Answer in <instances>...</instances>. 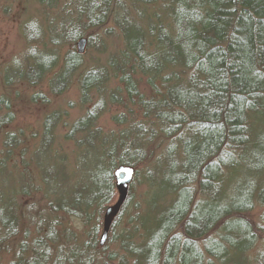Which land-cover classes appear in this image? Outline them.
Listing matches in <instances>:
<instances>
[{"label": "trees", "instance_id": "trees-1", "mask_svg": "<svg viewBox=\"0 0 264 264\" xmlns=\"http://www.w3.org/2000/svg\"><path fill=\"white\" fill-rule=\"evenodd\" d=\"M47 1L51 7L53 2L38 0L41 5ZM82 1L91 10L86 11L78 2L77 21L81 23L84 18L87 24H103L114 17L125 49L113 59L119 62L117 68L110 62L109 72L82 75L81 102L88 104V97L101 93L112 76L123 86L127 100L136 103L142 121L129 123L117 134L105 135L97 127L105 110L103 102L87 110L64 136L66 140L78 137L74 184L64 191L65 178L55 181L51 173L65 164L64 159L50 152L60 117L51 114L43 123L35 155L42 180L49 186L44 185L45 192L49 197L56 192L53 204L57 209L91 227L90 246L86 244L77 252L87 248L95 251L103 229L101 219L118 198L115 171L121 166L145 164V147H150L147 126L152 123L163 140L175 141L179 151L174 159L175 148L169 146L166 155L154 164L155 170L162 164L166 170L158 179H148L152 194L149 204L154 208L161 203L162 209L154 218L145 215L137 225L143 231V241L129 250L132 264H264V255L263 263L247 260L260 236L244 217L256 206L264 209V0H163L160 3L170 13L167 25L159 23L156 30L148 25L146 31L123 17L124 5L121 14L109 11L114 0ZM158 1L119 0V4L146 10ZM70 30L72 42L85 36L76 27ZM79 59L76 53L63 57L50 81L55 95L71 82L80 68ZM57 64L55 60L46 68L40 63L18 66L10 78L4 75L5 84L26 81L36 85ZM136 75L146 80L148 96L139 91ZM14 120L8 99L0 96L4 152L0 175H5L21 142L22 133L9 130ZM114 121L125 122L122 117ZM10 178L4 176L0 183L1 244L15 237L17 222L11 213L15 201L31 193L32 184L26 181L24 170L14 185ZM10 181L12 184H7ZM130 189L131 185L113 226L132 199ZM261 220L264 224V211ZM132 232L126 231V239H134L136 229ZM55 237L49 229V238ZM128 240L123 241L133 244ZM32 242V247L40 250L39 256L44 257L41 249L45 237ZM79 253H75L76 257Z\"/></svg>", "mask_w": 264, "mask_h": 264}, {"label": "rangeland", "instance_id": "rangeland-1", "mask_svg": "<svg viewBox=\"0 0 264 264\" xmlns=\"http://www.w3.org/2000/svg\"><path fill=\"white\" fill-rule=\"evenodd\" d=\"M49 1L53 2L51 7L48 1L41 5L38 0H4L0 3V96L8 99L11 112L15 117L9 130L18 135L19 132L22 133L21 142L11 156L7 171H4L5 175H0V183L4 176L7 178L11 176L10 180L14 185L19 173L24 170L26 181L32 184L30 195L18 196L15 201L14 209L11 211L14 217L12 220L17 222L15 237H11V234L8 236L11 238L0 243V264H132L129 250L133 245L143 241V231L139 230L137 225L145 215L154 218L162 209L161 203L154 208L150 206L149 200L152 194L150 195L148 190L147 181L161 177L166 167L162 164L158 170H155L154 164L166 155L169 146L175 148V159L179 146L174 140H163L159 130L152 123L147 126L150 130L147 135L150 139V147H145L148 158L145 164L134 168L138 175L131 185L132 199L120 221L112 225L104 247L99 246V237L94 252V248H87V251L81 253L77 252L80 247L88 244V233L91 227L85 226L82 220L69 217L57 209V205L53 204L56 192H52L50 197L45 192V186L48 185L42 180L40 163L35 155L43 133V123L51 114H57L60 117L54 128L50 152L64 159L65 164H62V168L53 169L51 173L55 181L65 178L66 186L62 188L64 191L65 188L69 189L74 184V159L77 153L75 141L78 137L73 136L72 140H66L64 137L71 130L73 123L82 118L98 101L103 102L105 110L97 127L105 135L124 131L129 123L134 121L141 122L142 112L136 103L127 100L123 86L117 78L112 76L108 79L107 85L102 88L103 92L101 90L98 95L91 94L86 105L81 102L79 80L83 74L109 72L110 62L116 68L119 66V62L116 64L113 59H117L125 49L120 28L113 15V18L109 17L103 24H87L84 18L79 23L77 21L78 2L86 11L91 8L82 0ZM160 2L162 3L163 0H159L155 6L146 10H138V8L135 10L122 2L119 4V0H114L108 10L121 14L120 8L124 5L122 14L130 24H136L144 31L147 30L148 25L156 30L159 23L167 25L170 14L165 11ZM71 26L76 27L80 33H84L85 36L80 39H86L87 45L84 53L79 55L80 68L77 73L64 89L58 90L61 94L55 95L51 91L50 81L61 66L63 57L69 53L77 54V42L80 39L75 42L69 39L72 36ZM55 60L59 65L57 64L53 72L38 81L36 85H30L26 81H12L9 86L5 84L4 75L6 77V74H9L10 78L18 66L34 67L40 63L46 68L54 64ZM134 78L140 87L139 91L148 96L150 91L146 80L138 75ZM118 117H122L125 122L117 124L114 119ZM3 156L0 136V160ZM11 181L7 184H12ZM20 186L22 188L24 184ZM58 186L61 188V185ZM263 211V208L256 206L251 213L244 216L252 222L260 236L257 247L247 255V260L252 263L256 261L263 263L261 260V256L264 255V224L261 220ZM101 220L103 223V217ZM133 228L136 229L134 239H126V231L127 234L128 231L131 233ZM49 229L56 234L54 239L49 238ZM43 236L45 242L41 250L44 257H40V250L32 247V241L41 239ZM112 237L113 240L110 241ZM123 240L132 241L133 244L124 243ZM75 253H79L78 257Z\"/></svg>", "mask_w": 264, "mask_h": 264}, {"label": "water", "instance_id": "water-1", "mask_svg": "<svg viewBox=\"0 0 264 264\" xmlns=\"http://www.w3.org/2000/svg\"><path fill=\"white\" fill-rule=\"evenodd\" d=\"M86 45V39H80L77 42V53L79 55L84 53ZM134 176L135 169L132 167L121 166L115 171L114 177L115 186L118 191V200L105 212L103 219V233L99 242L100 247H104L105 243L107 242V238L110 233L112 224L114 223L115 219L117 218L118 214L120 213L123 205L125 204L128 198L129 187L133 182Z\"/></svg>", "mask_w": 264, "mask_h": 264}]
</instances>
